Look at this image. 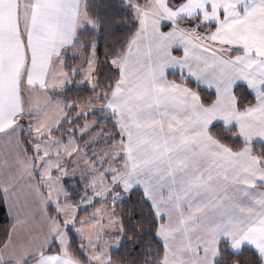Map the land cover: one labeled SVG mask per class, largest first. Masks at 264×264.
Masks as SVG:
<instances>
[{
	"label": "crops",
	"instance_id": "crops-1",
	"mask_svg": "<svg viewBox=\"0 0 264 264\" xmlns=\"http://www.w3.org/2000/svg\"><path fill=\"white\" fill-rule=\"evenodd\" d=\"M153 1L165 7L161 19L170 24V36L178 42L163 49L169 69L212 92L214 99L202 103L196 88L168 78L165 69L150 80L144 98L156 106L134 119L119 114L120 104L106 109L108 114H119V139L129 140L134 154L132 171L125 175L132 185L127 191L141 190L159 221L156 238L163 249L162 264H213L221 243L235 253L249 248L264 264V159L255 151L256 145L264 147V0H173L170 7L169 0ZM83 3L0 0V190L11 221L0 248V264H82L70 251L64 256L58 249L54 211L40 184L47 170H37L36 158L26 153L16 121L24 112L20 102L25 96L30 121L43 112L38 101L47 95L56 100L52 93L58 89H48V79L61 82L58 86L67 84L62 81L67 67L64 52L75 42ZM181 19L196 20L202 27L199 34L207 38L189 31L195 26L177 24ZM135 34L127 50L134 46ZM122 79L120 72L106 98L110 103L120 96ZM237 85L254 98L242 110L236 106ZM13 101L16 107L11 109L8 102ZM214 124L232 129L241 147L233 150L219 142L210 132ZM26 127L27 141L34 145L53 131L33 136L37 132L32 121ZM150 144L158 147L156 154L144 162L137 159ZM40 150L39 146L42 154ZM163 158L176 185L185 170L183 191L172 201L153 195L144 185L141 189L131 179L146 172L157 180Z\"/></svg>",
	"mask_w": 264,
	"mask_h": 264
},
{
	"label": "rangeland",
	"instance_id": "rangeland-1",
	"mask_svg": "<svg viewBox=\"0 0 264 264\" xmlns=\"http://www.w3.org/2000/svg\"><path fill=\"white\" fill-rule=\"evenodd\" d=\"M172 2L173 0H169L166 6L170 7ZM129 4L134 10L138 25L137 33L136 31V34L134 33L137 35L134 46L131 50H127L126 47L125 53L123 52L110 60L112 67L118 69L123 77L124 85L120 96L117 95L110 103L106 98L111 93L107 96L98 91L86 102L78 105L75 115L73 113L67 122L93 112H106V109L118 108L119 104L121 106L119 114L125 112L126 116L134 119L140 111H147L149 106H156V103L153 104L144 100L149 82L155 74L160 76L165 69L169 70L168 72H176L169 69V60L163 53V49H166L165 46L178 43L171 38L170 31H168L170 28H163V24L169 25L166 21H162V16H160L161 12L165 11V7L153 0H149L148 3L145 2L140 7L134 1ZM192 23L191 26H195V28L189 29V31L205 40L207 35L199 34L202 27L196 20H193ZM96 28L97 24L87 16L84 10L79 19L78 29L80 32L87 30L96 32ZM79 43L78 41L64 52L67 67L62 81L63 83L67 82V84L58 86V83L61 82H57L53 78L47 81L48 89H58L52 93L53 99L56 100H52L47 95L38 101L37 107L40 106L43 112L38 111L34 116L35 120H31L35 127L34 132H37L35 134L32 132L33 136L38 133L42 134V131L48 133L49 130H54L66 119L68 111L73 106L71 102L63 100L62 92L67 86L86 85L92 91L96 88L94 77L97 62L95 43H91L88 49H85V41L82 46H78ZM170 62L172 65V59ZM178 74L183 78L181 72ZM56 84L57 86H55ZM25 93L27 94V90ZM158 96H161L160 92H158ZM8 104H10L11 109L16 107V101L8 102ZM20 104L22 108L24 107V112L21 113L22 116L17 119L16 123L22 128V139L25 141V139H29V134H27L29 130L27 131L26 124L31 123L25 112L26 96ZM156 111L158 108L155 109ZM117 114H113V116L106 112L97 117L103 120H111L119 134V114L116 117ZM95 121H84L81 127L68 128L62 131L65 141L62 140V136L57 139V137L47 134V139L39 141L36 145L28 142L33 157L36 158L37 170L41 168L47 170L44 172L45 175L40 184L44 188L47 205L51 206L54 211L53 225L56 231V243L61 254L64 256L69 254L70 239L67 230H70L79 240L78 248L89 264H111V254L118 248L122 235L119 215L114 210L113 205L123 199L129 193L127 189L132 187L131 184H127L125 175L132 171L130 163L135 159L133 152L129 149V140L114 139V131L111 132L107 129L92 132L91 128L99 123ZM128 135L132 137L129 133ZM78 136H84V138L79 141ZM39 146L41 147L40 151H43L42 154L38 153ZM154 146L156 145L150 144L140 150L137 159L139 158L144 162L156 154L158 147ZM52 171L54 174L51 173ZM184 174L185 170L178 175L180 184L176 185L172 176L168 175L166 161L163 158L162 171L157 180L147 176L146 172H139L135 176L136 178L131 179L141 189L144 185L146 191L151 189L153 195L163 196L164 199L167 198L172 201L175 196L178 198V195L183 191L181 186ZM76 176L82 182L85 191L82 193L84 201H72L71 187H74L75 183L64 184L62 181L63 178L70 179ZM175 177L177 178V175ZM160 264H162L161 261Z\"/></svg>",
	"mask_w": 264,
	"mask_h": 264
},
{
	"label": "trees",
	"instance_id": "trees-1",
	"mask_svg": "<svg viewBox=\"0 0 264 264\" xmlns=\"http://www.w3.org/2000/svg\"><path fill=\"white\" fill-rule=\"evenodd\" d=\"M136 2L137 6H142L147 0H84V10L87 16L97 24V31L93 30L78 31L74 44L80 42L78 46L86 43L85 49L95 43V51L97 62L94 71L95 90H90L84 86H67L62 92L66 102H71L73 106L68 111L66 119L55 128L50 135L53 137H63L62 131L68 128L81 127L84 121L96 120L91 131L111 130L113 138H119L116 126L111 120H103L99 118L106 112H93L92 114L79 116L74 120L67 122V119L75 115L78 105L93 97L98 91L105 93L107 96L112 92L116 81L119 77L117 69L112 67L110 60L122 54L130 39L137 29V21L130 2ZM197 19V18H195ZM177 24L192 25L191 19H181L176 21ZM163 24V28H170V24ZM208 28H213L209 25ZM73 44V45H74ZM86 51V50H85ZM168 78L178 82H183L190 88H196L202 103L210 104L214 99L212 92L197 87L187 78H181L178 72H169ZM55 92V91H54ZM53 92V93H54ZM236 97V106L242 110L254 103V98L242 85L234 88ZM99 116V117H97ZM95 121V122H96ZM103 127V128H102ZM211 134L222 144L237 150L241 147L242 141L233 136V130H225L221 124H214L210 128ZM84 136H78V140H82ZM23 146L28 155L32 154L30 143L22 139ZM255 151L257 155L264 159V147L256 145ZM74 182L71 187L72 201H84L82 193L84 191L82 182L79 178H63L64 184ZM114 210L119 215L121 226V240L118 248L111 254V264H160L162 258V245L156 238L159 221L154 215L149 203L145 200L142 192L138 189L131 190L123 199L113 205ZM53 214L52 210H49ZM80 215V214H79ZM11 227V221L6 213V208L0 190V248L6 242ZM70 245L69 251L74 259L82 264H87L85 257L78 248L79 240L67 230ZM55 248V247H54ZM52 247L48 249L51 251ZM213 264H261L258 255L249 248H243L239 252H232L226 243H221L218 249L217 259Z\"/></svg>",
	"mask_w": 264,
	"mask_h": 264
}]
</instances>
